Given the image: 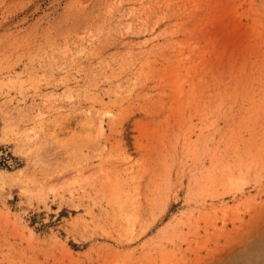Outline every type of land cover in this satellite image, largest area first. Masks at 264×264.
Returning <instances> with one entry per match:
<instances>
[{
    "label": "rangeland",
    "instance_id": "374dc122",
    "mask_svg": "<svg viewBox=\"0 0 264 264\" xmlns=\"http://www.w3.org/2000/svg\"><path fill=\"white\" fill-rule=\"evenodd\" d=\"M263 245L264 0H0V264Z\"/></svg>",
    "mask_w": 264,
    "mask_h": 264
},
{
    "label": "bare ground",
    "instance_id": "6f19581e",
    "mask_svg": "<svg viewBox=\"0 0 264 264\" xmlns=\"http://www.w3.org/2000/svg\"><path fill=\"white\" fill-rule=\"evenodd\" d=\"M238 181H239V178H238V179H232V178L229 179V183H230V185H232V186H233L234 184L238 183ZM258 243H259V242H258ZM263 246H264V245H263ZM263 246H262V247H263ZM254 252H255V251H254Z\"/></svg>",
    "mask_w": 264,
    "mask_h": 264
}]
</instances>
